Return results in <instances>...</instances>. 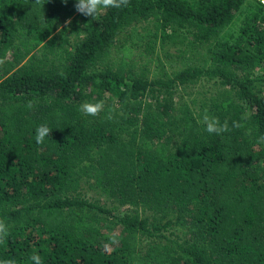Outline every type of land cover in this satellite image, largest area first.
Returning <instances> with one entry per match:
<instances>
[{"label": "trees", "instance_id": "1", "mask_svg": "<svg viewBox=\"0 0 264 264\" xmlns=\"http://www.w3.org/2000/svg\"><path fill=\"white\" fill-rule=\"evenodd\" d=\"M34 3L0 0V259L264 264V5L130 0L96 21L76 0ZM208 84L229 96L178 104ZM98 101V116L80 111ZM205 110L230 131L208 134Z\"/></svg>", "mask_w": 264, "mask_h": 264}, {"label": "clouds", "instance_id": "2", "mask_svg": "<svg viewBox=\"0 0 264 264\" xmlns=\"http://www.w3.org/2000/svg\"><path fill=\"white\" fill-rule=\"evenodd\" d=\"M68 0H64V3L66 4ZM264 2V0H262ZM41 3V0H35L36 5H39ZM130 3V0H76L75 8L76 11L85 17H91L94 20L97 21V17L101 15L103 12L107 11L108 9H121L124 7H127ZM67 24H71V19H69ZM84 28H90V25H83ZM83 32V31H81ZM2 63V61H0ZM27 107L31 109L33 107V101H29L27 104ZM105 104L103 101L98 102H85L81 104L80 111L86 115L91 117L98 116L103 110H104ZM109 118H111L109 116ZM248 116L245 114V116L242 117V119H247ZM199 123H202L205 126V131L208 134H214V135H221L223 133H226L230 131L228 123L225 121L223 124H221L220 120L217 117L209 115L208 111L205 110L202 114ZM243 125L239 122L234 121L233 127L240 128ZM52 133V130L46 125L41 124L36 129V135H35V141L37 144H43L45 141V138L48 137ZM261 140L264 141V137H261ZM10 231L8 225L5 223L4 220H0V244L5 243L6 239L9 237ZM119 240L116 237L111 238V244H118ZM109 247V245H106V248ZM0 264H17V261L15 259L10 258H3L0 259ZM26 264H44L43 259L41 255L37 253H32L27 261Z\"/></svg>", "mask_w": 264, "mask_h": 264}, {"label": "rangeland", "instance_id": "3", "mask_svg": "<svg viewBox=\"0 0 264 264\" xmlns=\"http://www.w3.org/2000/svg\"><path fill=\"white\" fill-rule=\"evenodd\" d=\"M123 40L126 39V36L124 35V37L122 38ZM183 44L181 43V46L179 44H177L176 42L172 43L170 42L167 46H165L166 51L172 53L173 55L178 53V50L182 49ZM161 60L168 64L170 62L169 59L165 58L164 54L161 53ZM167 68V67H166ZM201 91L202 95H206V96H216V97H224L226 99V96H229V91L228 88H224V87H215V86H211V85H204L199 86V87H195L191 90H186V91H180V93L178 94V104L183 103V102H190L191 99H193L194 95L192 93H199ZM229 99H231V97H229ZM84 187V192H85V196H87L88 198L92 199L93 201L97 200L99 201L102 205L106 206L108 209H110V211H112L114 214L117 215H121L124 210H126L125 207H120L117 203L116 200H112L109 199L103 195L99 194V191L96 190L95 188H89L88 185H83ZM100 226H103L104 230H106L107 232H114L117 231L116 227L113 226L112 224H110L109 220H106L104 222H102V224H100ZM170 239H173L172 237H170ZM146 244L147 241L144 242L143 245V252L146 249Z\"/></svg>", "mask_w": 264, "mask_h": 264}, {"label": "built area", "instance_id": "4", "mask_svg": "<svg viewBox=\"0 0 264 264\" xmlns=\"http://www.w3.org/2000/svg\"><path fill=\"white\" fill-rule=\"evenodd\" d=\"M258 2H260L262 5H264V2H262V0H258Z\"/></svg>", "mask_w": 264, "mask_h": 264}]
</instances>
